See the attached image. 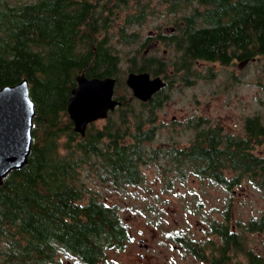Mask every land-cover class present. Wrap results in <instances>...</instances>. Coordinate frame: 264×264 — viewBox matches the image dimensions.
Here are the masks:
<instances>
[{"label": "trees", "instance_id": "1", "mask_svg": "<svg viewBox=\"0 0 264 264\" xmlns=\"http://www.w3.org/2000/svg\"><path fill=\"white\" fill-rule=\"evenodd\" d=\"M164 1L183 12L184 21L166 36L178 50L177 60L170 59L175 71L166 76L198 58L228 64L264 53V0ZM109 6L107 0H0V86L27 78L35 107L27 162L0 184V264H64L59 252L81 263L113 264L109 249L123 248L130 239L117 205L92 193L84 177L94 172L97 181L114 186L143 181L141 165L159 151L150 149L157 134L158 94L147 101L118 95L120 105L103 125L92 122L84 134L74 130L66 109L75 76L83 70L89 77L114 76L116 86L125 82L118 76L122 57L109 42ZM129 16L140 19L144 13ZM121 34L124 44L138 39L136 32L122 29ZM126 59L131 69L149 67L150 59ZM203 136L200 141L196 134L188 146H168L179 170L186 163L188 172L217 181L225 180L224 169L235 170L230 185L252 171L253 183L261 187V157L230 143L221 147L212 130ZM261 226L260 220L235 230L227 220L210 225L221 235L220 244L209 240L210 257L219 264H264L261 253L245 244V231ZM229 245L234 254L224 260L216 250ZM238 251L245 263L236 257Z\"/></svg>", "mask_w": 264, "mask_h": 264}, {"label": "rangeland", "instance_id": "2", "mask_svg": "<svg viewBox=\"0 0 264 264\" xmlns=\"http://www.w3.org/2000/svg\"><path fill=\"white\" fill-rule=\"evenodd\" d=\"M110 1L107 0L108 3ZM123 1L114 0L112 5H116V8L119 6L120 9L121 6L130 5L122 4ZM130 1L132 0H128ZM142 1L147 4L148 10L142 21L143 24L139 27L144 33L148 29L157 27L160 22L172 21L174 17H179L183 13L180 11L176 14L165 13L163 10H166V6L163 0ZM119 14L121 16H111L108 35L109 42L115 45V51L122 57L118 62V76L124 80L130 66L126 56L134 54L133 50L141 37L129 44L117 41L118 27L123 21L125 11L121 9ZM133 27L134 25H130L129 29L132 30ZM263 61L262 54L255 56L240 69L236 62L229 64L205 62L195 68L196 72L202 73L201 78L196 76L195 79L191 76L189 84L175 79L169 86L166 85L161 89L157 99L162 104L155 109L154 123L157 126V134L152 141L153 146L150 147L159 151L156 156L141 165L144 176L142 182L121 186L110 185L97 181L96 174L91 172L93 167L90 168L91 173L84 177L85 183L92 193L101 194L108 203L117 205L120 217L130 234V239L124 248L109 249L108 259H113L118 264H163L164 252L169 250L168 243L174 240L172 236L181 233L189 243L203 246H210L211 239L219 241L218 236L211 232L210 225L216 226L218 223L216 219L224 217L221 210L227 205H230L229 221L235 223L238 229V226L240 228L246 226V221L252 213L259 212L257 209L264 204L262 192L260 187L250 183L247 172L242 175L239 184L227 189L224 183L218 182L219 180L201 178L188 172L190 169L186 163L182 164L183 170H179L178 164L167 149L172 145H187L195 137V129L186 125L187 117L217 116L220 124L234 133L242 126L239 121L248 112L252 116L254 114L262 116L264 121ZM171 77V75L167 76L168 82L171 81ZM115 93L125 96L131 94L125 82L115 85ZM152 98L151 96L149 99ZM138 107H135L137 112L141 108ZM233 111L239 116L236 120L237 124L233 123L234 118L232 120L230 115L227 116ZM104 120V118L97 119L93 124L95 127L102 126ZM254 150L258 151L260 147ZM233 172L236 175L235 170ZM233 172H230L231 175L234 174ZM211 220L213 223L208 224ZM245 234L247 249L261 252L264 232L245 231ZM140 238L147 243L146 246L140 244ZM58 256L64 264H81L69 253L59 252ZM236 257L246 262L242 252L238 251ZM188 264L193 262L188 261Z\"/></svg>", "mask_w": 264, "mask_h": 264}, {"label": "flooded vegetation", "instance_id": "3", "mask_svg": "<svg viewBox=\"0 0 264 264\" xmlns=\"http://www.w3.org/2000/svg\"><path fill=\"white\" fill-rule=\"evenodd\" d=\"M113 1L114 0H111L109 3L107 2L110 5L109 7H112L113 15L121 16L119 14L121 12V9H123L125 11L123 21L118 27L119 31H118V40L117 41L119 43L123 44V42L120 41V38L122 37V34H121L122 29H124L127 32H136L138 38L141 37V40L138 42L137 47L134 48V50H133L134 54L131 56H134L135 63L141 62L145 59H150L149 64H148L149 67H147L148 69H140L137 67H134V69H131V67H132L131 62L132 61L129 60L130 66L127 69L128 72L129 71H148L151 74V76H155V75L161 76L166 81L165 86L166 85L169 86L173 80L177 79V76H180L183 78L182 80L181 79H178V80L179 81L181 80V82H183L184 84H187V82L191 83V76H194L195 79H196V76H197V78H201L202 77L201 72H197L196 75H193L190 72L191 70H194L198 64L201 65L202 63H205V62H207V63L208 62H211V63L218 62V61H214V60H204V59L198 58L193 62L192 66L190 65L189 67L184 66V67L180 68L178 70V73H177L178 75L176 77L175 76L171 77V81L168 82L167 76L165 74L166 73L172 74L175 71L173 61H171V60H177L178 50L166 38V36H167V34H169L171 32H176L178 30V27L183 25L184 21L181 19L182 14H180L179 17H174L172 19V21L160 22L157 27L148 29L147 32L144 33L142 31H140L139 27L143 24L142 21L144 20V18L148 14L147 13L148 12L147 4L142 0H132L130 2H128V0H124L122 4H126V5L130 4V5H128L126 7L121 6V9H120L119 6H117V8H116V5H112ZM163 3L166 6V10L165 9L163 10V11H165V13L169 14V12H172L173 14H176L178 12L176 10H171L169 8V3H167V1L163 0ZM136 13H144V16L140 19H135L134 17L129 16V14L134 15ZM133 23H135V24H133ZM130 25H134L132 30L129 29ZM262 55L264 56V53ZM246 58L239 59V60H232L231 62H236L237 63L236 65L240 69L241 68L240 63ZM254 58L255 57H252V58L250 57L248 59V61L250 59H254ZM218 63H220V62H218ZM263 63H264V61H263ZM220 64H222V63H220ZM244 64H246V63H244ZM263 66H264V64H263ZM153 71L154 72L159 71L160 73L154 74ZM160 74H162V75H160ZM165 86H163V88ZM160 90L161 89L154 92V94L152 96L158 94V92ZM131 94H132V92H131ZM118 95H120V94L115 93V87H114V97H116L118 99ZM161 104H162V102H161ZM119 105H117V106H119ZM117 106H115V108ZM229 115L232 117V120H233V118L235 119V121H233V123L237 124L236 120L239 119V116L237 115V113L233 111V112L227 114V116H229ZM216 117L215 118H211V117L210 118L209 117L204 118V116H202V115L195 117V118L187 117L186 125L189 127H193L195 129L194 130L195 137L193 138V140L196 138V134H197L198 138L201 141L204 138L203 131L204 130H210V131L212 130L213 134L216 137H218V141H219L218 145H220L221 147H225L227 143H230L231 147H245L244 149L246 151L248 150L251 153L261 157L260 180H261L262 184L260 187V191L262 192L261 195H262V198L264 201V121H263L262 116L260 117L258 114H254L252 116L250 114V112H248V114H246L239 121L240 124H242V126H240L239 128H237L235 130L236 133L228 131L226 128H224L223 125L220 124V119L216 118ZM99 119H101V118H99ZM251 123H252L253 129H252ZM191 143H192V141L189 142L187 145H184V146H188ZM254 147L255 148L260 147V150L255 151ZM252 148H253V150H252ZM231 149H233V148H231ZM224 171L226 172L225 180H219L218 182L224 183L225 188L229 189L235 185V184L230 185V181L233 180V175H231L230 171H228L226 169H224ZM247 174L250 176L248 178L250 180V183L255 185L252 181L255 174H253L252 171H248ZM198 176H200L201 178L206 177V175H204V174L198 175ZM261 206L259 209H257V211H259V212L252 213L246 221V223H248V225H252L254 220L255 221L260 220L262 222V226L259 230L258 229L253 230L256 232H264V204ZM229 210H230V205H227L226 207H224L223 210H221V212L223 213L222 215H224L225 219H223L224 217L222 218L223 220L222 219H216L217 222L222 223V222H225V220L229 221V218H230L229 217L230 216ZM229 223H230V221H229ZM235 229H237L236 224L230 223V230H235ZM249 230H251V229H249ZM215 235L218 236L219 241L218 240H217V242L214 240H212V241L216 242L215 244H220L221 235L217 232H215ZM169 236H171V234ZM172 237H174V240H171V242L169 241V243H168L169 250H166L164 252L165 262L163 264H188V261H190V262L192 261L193 264H219L218 262L214 261L215 259L210 257L209 254L212 253L210 246H203V245H199L197 243H194V244L189 243L188 240H186L185 235H183L181 233L177 236H172ZM140 241H141L140 244H145L144 246L147 245V243L143 242V238H140ZM117 249H119V248H117ZM216 252L220 253V255H222L223 259L226 260L227 258H230L231 255L234 254V248H233V246L229 245L228 250L223 251L222 249H219V250L217 249ZM258 253H261V259L264 261V238L262 241L261 252H258ZM224 256H226V257L224 258ZM108 261L112 262L113 264H118L113 259H108ZM78 262H80V261L78 260ZM81 264H88V263L82 262ZM96 264H104V263L100 262V263H96Z\"/></svg>", "mask_w": 264, "mask_h": 264}, {"label": "water", "instance_id": "4", "mask_svg": "<svg viewBox=\"0 0 264 264\" xmlns=\"http://www.w3.org/2000/svg\"><path fill=\"white\" fill-rule=\"evenodd\" d=\"M75 80L66 109L74 130L84 134L90 122L105 118L120 100L114 97V76L89 77L83 70ZM124 80L132 95L141 101H147L166 84L161 76H151L148 71H129ZM34 114L27 78L0 86V184L11 170L21 168L27 162Z\"/></svg>", "mask_w": 264, "mask_h": 264}, {"label": "bare ground", "instance_id": "5", "mask_svg": "<svg viewBox=\"0 0 264 264\" xmlns=\"http://www.w3.org/2000/svg\"><path fill=\"white\" fill-rule=\"evenodd\" d=\"M132 96H133V95H132ZM133 97H134V96H133ZM117 105H119V103H118V104H116L115 106H117ZM114 109H115V107H114ZM114 109H112V110H109V111H108V113H109L110 111H113ZM90 123H91V122H90ZM90 123H89V124H90Z\"/></svg>", "mask_w": 264, "mask_h": 264}]
</instances>
